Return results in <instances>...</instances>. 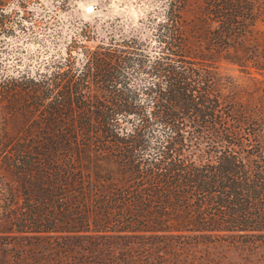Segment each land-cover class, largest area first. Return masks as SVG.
<instances>
[{"label":"trees","instance_id":"obj_1","mask_svg":"<svg viewBox=\"0 0 264 264\" xmlns=\"http://www.w3.org/2000/svg\"><path fill=\"white\" fill-rule=\"evenodd\" d=\"M8 2L0 264H217L204 246H264V73L249 71L264 68L244 48L263 0H158L128 30L81 23L62 50L51 15L24 24Z\"/></svg>","mask_w":264,"mask_h":264},{"label":"rangeland","instance_id":"obj_2","mask_svg":"<svg viewBox=\"0 0 264 264\" xmlns=\"http://www.w3.org/2000/svg\"><path fill=\"white\" fill-rule=\"evenodd\" d=\"M24 1V9L26 12L25 23L28 24L31 19L38 14L47 12L52 16L51 28L59 29L55 46L63 49L64 43L69 36L83 22L89 24L101 23L105 19H110L111 27L115 29L128 30L131 25H136L139 18H143L145 13L154 6L158 5V0H22ZM264 2V0H263ZM17 0H9L5 9L17 7ZM91 5L92 9L87 10V6ZM20 11V10H19ZM264 12V10H263ZM20 15V13H19ZM18 15V16H19ZM16 16L15 18H17ZM49 17V16H48ZM45 17V18H48ZM98 27V26H97ZM42 28V27H41ZM53 34V33H51ZM16 36L22 37L18 30L14 34L6 36V41H13ZM21 45L31 49L37 45V42L31 39H24ZM19 42V43H20ZM248 47H244L247 56L257 55L258 64L256 67L264 68V13L261 14L260 20L255 23L251 36L247 40ZM250 52H252L250 54ZM220 70L222 74L228 75L230 78L242 84L248 81V76L242 72L241 67L229 60L220 62ZM251 75L260 78L258 72L264 73V70L250 68ZM1 181V179H0ZM6 226L0 225V230H4ZM11 241V240H10ZM7 242L0 238V246ZM0 247V257L2 256ZM213 259L217 260V264H264V246L253 247L248 244H242L239 241L233 243H217L204 246Z\"/></svg>","mask_w":264,"mask_h":264},{"label":"bare ground","instance_id":"obj_3","mask_svg":"<svg viewBox=\"0 0 264 264\" xmlns=\"http://www.w3.org/2000/svg\"><path fill=\"white\" fill-rule=\"evenodd\" d=\"M88 6L92 7L91 5H88ZM87 9H88V8H87Z\"/></svg>","mask_w":264,"mask_h":264},{"label":"water","instance_id":"obj_4","mask_svg":"<svg viewBox=\"0 0 264 264\" xmlns=\"http://www.w3.org/2000/svg\"><path fill=\"white\" fill-rule=\"evenodd\" d=\"M91 9H92V8H91ZM91 9H90V10H91Z\"/></svg>","mask_w":264,"mask_h":264}]
</instances>
